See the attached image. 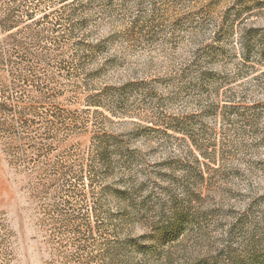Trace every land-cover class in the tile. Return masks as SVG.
I'll return each mask as SVG.
<instances>
[{"label":"rangeland","instance_id":"rangeland-1","mask_svg":"<svg viewBox=\"0 0 264 264\" xmlns=\"http://www.w3.org/2000/svg\"><path fill=\"white\" fill-rule=\"evenodd\" d=\"M0 264H264V0H0Z\"/></svg>","mask_w":264,"mask_h":264}]
</instances>
